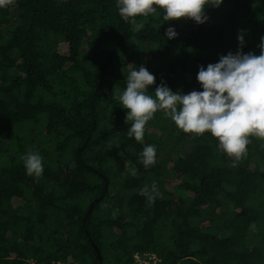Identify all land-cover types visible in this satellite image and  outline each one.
I'll return each mask as SVG.
<instances>
[{
    "label": "trees",
    "instance_id": "1",
    "mask_svg": "<svg viewBox=\"0 0 264 264\" xmlns=\"http://www.w3.org/2000/svg\"><path fill=\"white\" fill-rule=\"evenodd\" d=\"M116 3L0 7V264H99L95 245L103 264H131L136 252L164 264H264V140L249 136L233 167L210 132L173 131L158 110L137 142L113 98L141 65L156 78L153 97L161 81L202 91L199 66L235 53L240 34L242 51L259 55L264 0L205 5L202 24L163 21L158 9L136 18L139 32ZM146 145L156 149L147 169ZM29 152L42 157L41 177L26 174ZM153 182L162 198L149 206L139 189Z\"/></svg>",
    "mask_w": 264,
    "mask_h": 264
},
{
    "label": "clouds",
    "instance_id": "2",
    "mask_svg": "<svg viewBox=\"0 0 264 264\" xmlns=\"http://www.w3.org/2000/svg\"><path fill=\"white\" fill-rule=\"evenodd\" d=\"M14 0H0V7H7ZM222 0H117L116 7L125 23H131L133 31L139 32L144 24L137 23L138 16L156 15L163 10V21L190 19L202 24L208 19L205 5L219 6ZM165 35L175 38L178 33L173 27L166 29ZM240 48L233 53L221 55L218 62L209 63L207 68L199 66L197 81L202 91L193 90L187 94L172 91L163 81L154 89V97L148 94L149 86L156 82L155 76L141 65L132 68L126 76V88L115 94L114 99L127 109L125 123L131 122L128 137L143 142L146 123L162 110L178 129L184 133L203 135L206 131L218 140V148L233 158L236 167L247 155L249 136L264 140V36L257 47L260 54L244 53V36L237 37ZM122 155V153H121ZM28 176L41 177L42 157L29 152L22 157ZM140 162L147 169L156 163L154 145H146L140 153ZM129 174L137 176L132 167ZM139 194L151 206L157 197L162 198L153 182L144 185ZM250 227L254 230L255 224Z\"/></svg>",
    "mask_w": 264,
    "mask_h": 264
},
{
    "label": "built area",
    "instance_id": "3",
    "mask_svg": "<svg viewBox=\"0 0 264 264\" xmlns=\"http://www.w3.org/2000/svg\"><path fill=\"white\" fill-rule=\"evenodd\" d=\"M131 264H164V260L155 252H136Z\"/></svg>",
    "mask_w": 264,
    "mask_h": 264
},
{
    "label": "water",
    "instance_id": "4",
    "mask_svg": "<svg viewBox=\"0 0 264 264\" xmlns=\"http://www.w3.org/2000/svg\"><path fill=\"white\" fill-rule=\"evenodd\" d=\"M95 248H96V250L98 251V258H99V260H100V263H99V264H103V257H102V254H101V252H100L98 246L95 245Z\"/></svg>",
    "mask_w": 264,
    "mask_h": 264
},
{
    "label": "rangeland",
    "instance_id": "5",
    "mask_svg": "<svg viewBox=\"0 0 264 264\" xmlns=\"http://www.w3.org/2000/svg\"><path fill=\"white\" fill-rule=\"evenodd\" d=\"M172 126H173V128H172L173 131H174V130H177V131L180 130V129L177 128V126L175 125L174 122L172 123ZM118 190H120L121 192L123 191L122 189H118Z\"/></svg>",
    "mask_w": 264,
    "mask_h": 264
}]
</instances>
